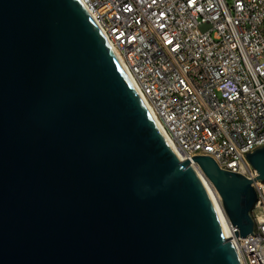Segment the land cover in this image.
<instances>
[{
    "label": "water",
    "instance_id": "95a60500",
    "mask_svg": "<svg viewBox=\"0 0 264 264\" xmlns=\"http://www.w3.org/2000/svg\"><path fill=\"white\" fill-rule=\"evenodd\" d=\"M247 160L264 181V146ZM193 161L252 233L253 181ZM0 264H241L79 0H0Z\"/></svg>",
    "mask_w": 264,
    "mask_h": 264
},
{
    "label": "built area",
    "instance_id": "2783aa9c",
    "mask_svg": "<svg viewBox=\"0 0 264 264\" xmlns=\"http://www.w3.org/2000/svg\"><path fill=\"white\" fill-rule=\"evenodd\" d=\"M171 147L253 181L254 230L229 238L241 264H264V0H79ZM199 167V166H198Z\"/></svg>",
    "mask_w": 264,
    "mask_h": 264
},
{
    "label": "bare ground",
    "instance_id": "6f19581e",
    "mask_svg": "<svg viewBox=\"0 0 264 264\" xmlns=\"http://www.w3.org/2000/svg\"><path fill=\"white\" fill-rule=\"evenodd\" d=\"M131 80V79H130ZM132 82V81H131ZM134 85V84H133ZM135 87V86H134ZM137 90V89H136ZM138 92V91H137ZM139 93V92H138ZM140 95V94H139ZM140 97L142 98L143 102L145 103V105L147 106L144 98L140 95ZM148 110L150 111L155 123L157 124L158 126V122L155 120V117L152 113V111L149 109V107L147 106ZM159 127V126H158ZM161 131V129H160ZM162 132V131H161ZM163 134V133H162ZM175 152L178 154V156L182 158V156L175 150ZM193 168L195 169L196 173L198 174V176L200 177L203 185L205 186V188L207 189L213 203H214V206L216 208V211H217V214L219 216V219H220V222H221V225H222V228H223V231H224V234L226 237H229L230 236V222L224 212V209L222 207V200H221V197L219 195V193L217 192L216 188L213 186V184L207 179V177L204 175V173L202 172V170L200 169V167L198 166H195V165H192Z\"/></svg>",
    "mask_w": 264,
    "mask_h": 264
}]
</instances>
